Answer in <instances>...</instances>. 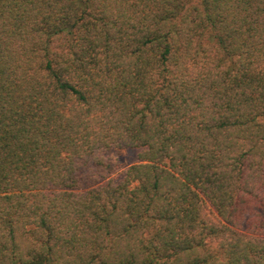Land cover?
<instances>
[{
    "label": "trees",
    "instance_id": "trees-1",
    "mask_svg": "<svg viewBox=\"0 0 264 264\" xmlns=\"http://www.w3.org/2000/svg\"><path fill=\"white\" fill-rule=\"evenodd\" d=\"M0 264H264V0H0Z\"/></svg>",
    "mask_w": 264,
    "mask_h": 264
},
{
    "label": "rangeland",
    "instance_id": "rangeland-1",
    "mask_svg": "<svg viewBox=\"0 0 264 264\" xmlns=\"http://www.w3.org/2000/svg\"><path fill=\"white\" fill-rule=\"evenodd\" d=\"M116 161L113 165L111 175L113 177H118L120 171L129 166L130 164L136 162V151L132 149H117L115 150Z\"/></svg>",
    "mask_w": 264,
    "mask_h": 264
}]
</instances>
